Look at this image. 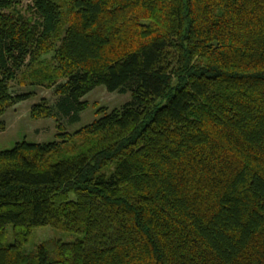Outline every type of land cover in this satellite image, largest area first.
Returning <instances> with one entry per match:
<instances>
[{
  "label": "trees",
  "instance_id": "16d2710c",
  "mask_svg": "<svg viewBox=\"0 0 264 264\" xmlns=\"http://www.w3.org/2000/svg\"><path fill=\"white\" fill-rule=\"evenodd\" d=\"M0 0L1 119L80 120L0 151V264H264V0ZM12 227L13 241L8 240ZM75 236L27 249L38 227Z\"/></svg>",
  "mask_w": 264,
  "mask_h": 264
},
{
  "label": "rangeland",
  "instance_id": "374dc122",
  "mask_svg": "<svg viewBox=\"0 0 264 264\" xmlns=\"http://www.w3.org/2000/svg\"><path fill=\"white\" fill-rule=\"evenodd\" d=\"M33 5V0H23L18 8L21 12L30 16L29 10ZM28 69V63L20 71L17 79L11 82V88L14 93L33 92V96L25 101L12 104L2 116L5 122V129L0 132V151L11 149L16 142L27 140L30 142H48L56 139L59 132L58 124L61 123L69 132H75L81 127L91 123L98 118L96 111L100 107H106L112 110L121 107L131 99L130 93L110 92L105 85H99L91 92L86 94L83 100L88 102V107L80 114L78 122H70L69 117L59 115L56 117L34 118L31 116L32 106L38 103L42 98H47L50 104H55L59 98L55 92V87L22 85L20 79L22 72ZM10 242L13 241L12 227H8ZM50 239L73 240L75 236L71 233L52 226L38 227L34 230L27 249H32L34 245Z\"/></svg>",
  "mask_w": 264,
  "mask_h": 264
}]
</instances>
